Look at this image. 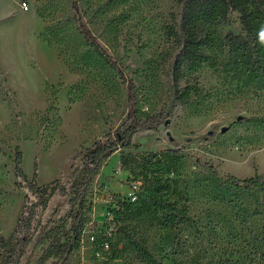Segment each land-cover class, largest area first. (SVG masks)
<instances>
[{
  "label": "rangeland",
  "instance_id": "rangeland-1",
  "mask_svg": "<svg viewBox=\"0 0 264 264\" xmlns=\"http://www.w3.org/2000/svg\"><path fill=\"white\" fill-rule=\"evenodd\" d=\"M79 2L83 22L124 77L82 36L71 0H0V237L13 233L26 198L36 201L16 176L17 153L29 180L37 173L40 186L68 185L86 149L128 119L131 82L134 112L162 123L104 162L86 194L92 212L81 247L61 264H149L126 245L130 229L154 264H264V195L229 186L230 177H264V79L251 82L224 45L227 35L245 34L239 14L202 27L213 40L208 61L176 75L175 0ZM165 150L183 156L172 178L187 209V220L170 228L121 205L141 188L122 168V153ZM70 210V196L50 199L21 264L36 263L48 246L35 245L42 228Z\"/></svg>",
  "mask_w": 264,
  "mask_h": 264
},
{
  "label": "trees",
  "instance_id": "trees-1",
  "mask_svg": "<svg viewBox=\"0 0 264 264\" xmlns=\"http://www.w3.org/2000/svg\"><path fill=\"white\" fill-rule=\"evenodd\" d=\"M175 1L181 8L180 25L179 30L169 28V35L176 38L181 47L174 64L176 75L183 69L197 71L208 61L204 49L212 44L213 40L208 34L203 36L202 30L227 21L231 13H238L245 34L227 35L224 45L229 49L230 60L243 69L251 82L264 79V0ZM71 5L82 36L99 57L124 77L121 67L108 55L83 22L79 0H71ZM202 27L204 29H201ZM0 75L2 76L1 69ZM133 92L134 86L130 82L128 102L131 112L128 119L116 131L110 133L105 141H98L86 149L83 164L73 171L68 185L56 181L40 186L37 184V173H34L33 180H29L22 169L23 155L21 152L17 153L16 176L27 183L36 201L27 197L13 233L8 238L0 237V264H21L28 246L34 240L35 231L41 227V219L36 221V216L39 214L41 217L50 199L57 193L63 197L70 196L71 210L57 222H49L42 228L35 245L39 247L48 243V246L35 264H48L51 260L56 261L53 264H61L80 249L85 227L90 221L89 214L92 212L86 194L93 179L100 174L102 165L117 151L131 148L133 138L138 133L162 123L160 115L150 116L145 120L138 117L134 112L136 101ZM53 96L50 112L54 109L56 100L55 93ZM182 161L183 156L177 150L143 154L122 153V168L129 172L132 181L141 183L140 191L135 193L136 200L124 201L121 204L123 209L136 218L150 217L167 228L184 223L187 220V209L181 205L182 193L176 186L177 181L172 178ZM229 186L252 192L257 199L258 194L264 195V177L259 175L244 180L230 177ZM124 239L139 260L149 264L155 263L154 256L134 230L126 231Z\"/></svg>",
  "mask_w": 264,
  "mask_h": 264
},
{
  "label": "built area",
  "instance_id": "built-area-1",
  "mask_svg": "<svg viewBox=\"0 0 264 264\" xmlns=\"http://www.w3.org/2000/svg\"><path fill=\"white\" fill-rule=\"evenodd\" d=\"M24 7L26 8V10H28V6L26 3H24Z\"/></svg>",
  "mask_w": 264,
  "mask_h": 264
}]
</instances>
